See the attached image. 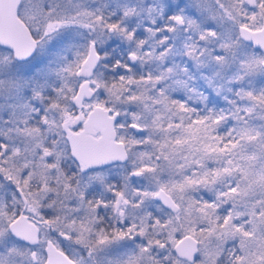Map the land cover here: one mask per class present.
<instances>
[{
  "label": "snow or ice",
  "instance_id": "obj_1",
  "mask_svg": "<svg viewBox=\"0 0 264 264\" xmlns=\"http://www.w3.org/2000/svg\"><path fill=\"white\" fill-rule=\"evenodd\" d=\"M237 2L239 7L233 9L236 12L233 15L223 0H175L180 14L172 18L182 24L183 13L194 9L193 14H188V24L202 27L200 40L211 38L216 43L214 58L217 61L226 60L227 53L243 41H251V45L244 47L254 46L255 54L240 62L248 69L264 73V23L260 22L264 20V0H248V4L257 10L250 17L243 0ZM37 3L38 7H35ZM32 4L34 12L43 14V20L35 29L39 39L33 38L31 51L11 63L10 69L16 70L15 76L0 74V117H19L15 120L17 130L35 140L30 155L26 146L22 148L15 143L9 150V140L4 139L0 128V149L4 150L0 151V176L7 181L0 183V264H221L223 244L229 239L239 240L241 254L231 250L225 264H255L249 259L248 241L257 236L264 239V170L260 180L253 182L249 170L234 164L230 156H235L233 149L239 144L235 139L230 142L231 146L225 143L222 148L218 145L223 137L215 144H205L203 149L189 144L191 155L180 157L185 164L176 163L184 149L169 148L168 145L180 146L188 142L182 139L167 141L159 145L155 159L152 154L141 152L137 166V160L129 161L131 146L149 140L122 136L125 126L119 123L117 104L106 98L98 101L97 106L106 114L114 133L111 137L113 145L121 146L102 159L80 158L81 175L88 176L83 185L80 179L62 171L59 141H49V133L59 125L49 120V113L60 107L61 98L67 99L65 87L70 78L85 77L81 87L95 83L89 78L96 75L95 66L100 61V54L95 47L93 25L81 24L76 19L79 13H70L69 17L54 15L61 7L59 0L55 4L50 0H32ZM240 16L244 23L238 19ZM237 26L240 31L234 33ZM79 28L88 30L84 44L64 35L68 30ZM132 35L129 34V39ZM38 49L43 53L56 50L57 67L52 66L48 55L37 56ZM129 56L131 61H136L134 53ZM134 66V63L123 65L126 70ZM120 67V61L116 60L114 68ZM53 75L61 80V86L49 84V77ZM119 78L125 79L123 75ZM100 87L95 83L97 91ZM68 91L74 89L68 87ZM53 93H56L55 99ZM85 95L91 98V86ZM261 98H264V90ZM71 99L82 104L78 92ZM116 100L121 101V97L117 96ZM32 120L37 123L32 125ZM67 125L65 120V130L70 131ZM127 127L134 134L147 133V127L136 122ZM54 134L61 135L59 132ZM201 152L204 154L199 155ZM213 155L217 162L228 166L211 171L205 169L204 160ZM225 157L229 158L225 161ZM116 161L121 165L125 162L132 165L120 177L119 187L107 183V176L97 171L104 163ZM165 167L169 169L167 179L162 175ZM196 169L205 170L201 173ZM189 170L191 175L187 174ZM237 171L239 177L235 175ZM93 182L102 186L101 196L95 200L87 197ZM142 183L143 187L140 186ZM217 184L223 185V189H217ZM256 186L262 191L259 199L249 207L246 198L254 193ZM199 188L214 195L197 199L192 193ZM103 192H111L112 198L104 199ZM229 203L232 207L221 217L217 210ZM241 207L244 211L237 210ZM102 210L108 214L102 215ZM243 217L247 219L243 220ZM105 220L110 221V229L102 226ZM237 220L242 222L236 223ZM120 226L126 227L122 230ZM126 238L132 241L139 238L142 243L124 248L121 242ZM183 241L189 242L188 247L178 248ZM213 241L217 242L216 251L211 248ZM72 244L79 246V250L72 248ZM112 245L118 246L115 252ZM157 248L165 251L156 252ZM259 264H264V255L259 257Z\"/></svg>",
  "mask_w": 264,
  "mask_h": 264
},
{
  "label": "rangeland",
  "instance_id": "obj_2",
  "mask_svg": "<svg viewBox=\"0 0 264 264\" xmlns=\"http://www.w3.org/2000/svg\"><path fill=\"white\" fill-rule=\"evenodd\" d=\"M51 3L55 4L57 0H50ZM61 7L57 9L54 15L59 14L65 17H69L70 13H79L76 16V19L81 23H88L93 25L95 29V39L96 47L100 52V62L95 71L96 75L90 78V81H94L95 83H99L101 85L100 89L97 91L95 89V83L89 84L93 91V100L91 101L93 104L98 103V101H103L104 98L112 100L117 104V107H121L125 113V117L122 118V124L127 121L131 123L136 122L141 126H146L148 131V126L151 127L154 121V124H160L163 120H166L165 113H167L168 106L165 104L167 99L161 98L159 100L158 97H154L153 99H148L145 97L148 89V80H138L136 82H127L123 85H107L105 86V80H109L113 78L106 75L110 72L105 70V78H104V66L103 62L105 60V68L106 63L109 62L111 52L118 51L119 57L122 56V53H134L137 57V61H141V64L138 65L136 69V73H143V63L148 61L149 57L157 55L154 61L157 63L158 67L161 68L164 63L168 62L175 56L172 50L173 42L176 40L185 41V46L188 51V62H192L193 64V72L198 74V76L203 75L204 81L209 87V90L216 97V103L213 102L214 105H211L208 109V113H206V102L204 106V115L207 114L210 117V114L217 112L220 114L222 111V104H226L228 109H235V113L233 114L235 117L236 113H241L243 111L242 103L246 101L242 94L239 93L238 86L239 83L232 76L234 75L235 69H237V65H240L244 68V73L249 74L252 77H262L264 73H261L256 70H251L244 65L241 64V60L247 59L249 56L254 55L249 52L246 47L241 44L239 47H234L233 50L227 53V59L223 61H217L214 58V50L216 49V43L212 41L211 38L206 40H200L199 36L203 31L202 27L198 28L195 25L188 24V14H193L195 12L194 9H188L187 12L183 13L184 26L182 29H177L173 25L170 28L166 27V19L171 21L174 15L180 14L177 12L175 0H69V2H65V0H59ZM38 7V3L35 5ZM34 5L32 4V0H28L25 4V9L23 10L22 16L28 25L31 28V31L36 35V39H39V36L36 32V28L39 23L43 20V14L39 12L33 11ZM228 9V8H227ZM105 14V23L103 22V16ZM117 15L121 16L122 24L116 26L115 28H111V23H108L112 17H116ZM36 17V18H34ZM97 17H101V19H96ZM159 29H162L159 40L156 41ZM107 30H111V33H108ZM236 33V30H233ZM129 34H133L131 39H129ZM70 39H73L80 44H84L86 42V37L88 36V30L84 28H79L77 30H68L64 33ZM141 41L143 43L141 44ZM104 46H105V56H104ZM151 51L149 55L146 54V50ZM37 56L40 55H48V57L52 61V66L55 68L59 63V58L56 53V50H50L48 53H43L39 49L36 53ZM242 57L239 59V57ZM191 56V57H190ZM200 62V65H199ZM11 63H14L13 59L9 52L0 49V74L8 75L9 73L12 76L16 75L15 69H10ZM202 64V67H201ZM200 70V71H199ZM202 73V74H200ZM229 76L227 80H223V77ZM79 80L75 77L70 78L68 87L72 89H76L79 84ZM49 84L52 86H61V80L55 75L49 77ZM68 87H65V92L67 93V98L73 94L68 91ZM127 87L132 88V94L134 97L123 96V93L126 91ZM235 87L237 89H235ZM109 89L111 91H109ZM235 89V90H234ZM239 93L237 97L235 94ZM120 96L121 101H117L116 97ZM64 99V98H63ZM165 100V101H164ZM231 101V102H230ZM208 102V101H207ZM235 104V105H234ZM234 105V106H233ZM111 107V105H109ZM257 113L262 114V116L257 119H260L264 124V103L257 105ZM11 117V116H9ZM19 117H14V120L9 124L7 120L9 119L0 117V121H4L0 123V128L3 129L2 135L4 139L12 138L15 144H17V140L19 138L29 137L24 132L18 131L15 120ZM135 118V119H134ZM245 118L247 116L245 115ZM55 121V120H54ZM205 121V120H204ZM208 121V122H207ZM204 123H207V127L203 125V129L201 131L195 128L196 132H199L198 135L204 136L206 144H215L213 133L218 132V126H222L220 123H213V121H209L207 119ZM170 126V125H169ZM169 128H172L169 127ZM174 129V128H173ZM189 131L187 134H191ZM251 129L247 124L243 122L237 123V131L234 136H231L230 139H225L224 142L219 143V147H223L225 143H229L235 139L239 142L238 146L233 149L235 156H230L233 159L234 164L241 165L246 170L250 171V179L255 182L260 180L261 171L264 170V161L255 162L253 159L249 158L247 155L248 145L254 140L250 138ZM121 135L127 138H132L131 134L128 131H121ZM231 146V144H230ZM203 149V148H201ZM262 153L264 152V145L260 146V150ZM31 154V153H30ZM29 154V155H30ZM201 152L199 155H203ZM199 158V157H197ZM229 157H225V161ZM205 169L211 171L220 169L222 167L228 166L226 163L222 164L217 162L215 156H211L204 160ZM131 163L127 164L126 167L115 168L112 170H105V175L107 178H111L116 176L117 171L119 170L124 173L125 170L131 168ZM205 169H196L197 172H203ZM188 175H191L192 172L189 170L187 172ZM237 177L240 176V172H235ZM179 178V177H178ZM229 179L226 177V180ZM217 189L222 190L223 185L217 184L215 185ZM262 189L258 186L255 187L254 193H250L249 197L246 198L248 206L251 207V203L255 200L259 199V193ZM197 199H208L212 196L211 192L206 191L204 188H199L196 192L192 193ZM231 203L222 206L217 210V213L222 217L224 214H227V210L231 208ZM238 211H244V208H238ZM243 220H246L247 217H243ZM242 220H237L236 223H241ZM179 238V234L177 235V239ZM232 239H229L230 241ZM238 240V239H237ZM68 242H65L67 244ZM248 252L250 253L249 259L254 261L255 264H259V257L264 255V239H261L259 236L248 241ZM72 248H76L79 250V246H75L72 244ZM71 254V253H70Z\"/></svg>",
  "mask_w": 264,
  "mask_h": 264
},
{
  "label": "trees",
  "instance_id": "obj_3",
  "mask_svg": "<svg viewBox=\"0 0 264 264\" xmlns=\"http://www.w3.org/2000/svg\"><path fill=\"white\" fill-rule=\"evenodd\" d=\"M168 25L171 26L170 23ZM246 49L255 54L250 47H246ZM172 50L175 56L170 60L168 59V62L164 63L161 68L158 67L157 63L154 61L157 57V55H155L149 57L148 61L143 63L144 69L142 74L136 73L138 65L141 64V61L139 60H136L135 66L130 70H126L123 67L125 63L121 61V69L119 71H111L109 75L105 74L106 78L107 76L113 77L109 80L105 79V86L123 85L127 82H136L138 80L146 79L148 80L149 91H147L145 97H148V99H153L154 97H158L159 100L161 98L167 99V101L164 100L165 104L168 106L167 113H165L166 120H163L160 124H157V122L154 124V121H151L153 124L151 127L148 126L146 134H140L137 137L132 136V138L134 137L138 141L149 140V142L141 143L138 146H131L129 161L137 160V162H139L138 157L141 152L152 154V158L155 159V156L159 153L160 144H164L167 141L174 142L176 139H182L186 140L188 143L180 146L172 143L169 144L168 147L171 148L175 146L183 148L184 150L176 158V163L185 164V160L180 157L191 155L188 151L189 144L198 148H203L206 144L205 139L203 138L204 136L200 134L198 135L201 128L203 129L202 126L207 124L204 123L207 121L206 118H209L207 114L204 115L203 105L206 102L205 110L206 113H208L209 107L214 105L213 102L216 103L217 99H215L216 97L209 90V87H207L203 75L198 76V74L193 72V63L188 62L187 60L189 56L185 41L176 40L173 42ZM150 53L151 51L147 49L145 55H149ZM241 57L242 55L239 59ZM243 71L244 68L237 65V69H235L232 77L239 83V93L246 98V101L242 103L244 112L236 113V116L233 117L235 109H228L226 104H222L221 113L217 114V112H214L212 115L210 114L211 119L209 121H213V123L219 125L220 123L222 124V126H218V132L213 133L214 141L223 137L224 139L222 142H224L225 139H230L231 136H234L239 121L247 124L251 129L250 138L254 140V143L252 142L248 145L247 155L255 162H262L264 161V152L262 153L259 150L260 146L264 145V124L260 119H257L262 116V114L260 115V113H257V105L264 103V98H261L262 90H264V76L252 77ZM121 75L125 78L123 81L119 78ZM227 78H229V76L223 77V80H227ZM235 89L237 88L235 87ZM239 93L235 94L236 96L234 97L240 95ZM249 93H252V95L250 96ZM123 96L134 97V94H132V88L127 87ZM245 115L247 118H245ZM128 122L129 121H126L124 126H126ZM169 125H171L172 128H169ZM195 128H197L199 132H196ZM124 129L127 131L126 127ZM189 131L192 133L187 134ZM161 162L162 161H157V163ZM162 175L164 179L168 178L169 169L167 167H165ZM213 195L214 193H212V196Z\"/></svg>",
  "mask_w": 264,
  "mask_h": 264
},
{
  "label": "flooded vegetation",
  "instance_id": "obj_4",
  "mask_svg": "<svg viewBox=\"0 0 264 264\" xmlns=\"http://www.w3.org/2000/svg\"><path fill=\"white\" fill-rule=\"evenodd\" d=\"M27 1L28 0H20L19 5H18L17 10H16V16L23 23V25L27 28L29 33H31L32 38L36 39V35L31 31L30 26L28 25V23L25 21V19L22 16V13H23V10L25 9V4H26ZM223 3L225 4V7L228 8L229 11L233 12V15H236V12L233 11V9L236 8V7H239V4H238L237 0H223ZM243 3H244L245 8L247 9V15L249 17L252 15L253 11H257L256 9H253V7L251 5L248 4V0H243ZM238 19L241 21V23L245 22L243 16L238 17ZM121 21H122L121 16L117 15L116 17H112V19L108 23H111V25H116V26L119 25L120 26L122 24ZM262 21L263 20H261L260 22L262 23ZM103 22L105 23V14L103 16ZM169 23L171 24V26L173 25L177 29H182L183 26H184V23H182V27L181 28L177 27L174 24V22H173V18L171 19V21H169V19H166L165 24H166L167 28L171 27V26L168 25ZM238 28H239L238 26L235 28L236 33H238ZM159 30L160 31L158 32V36H157L156 41L159 40L158 38H160V35H161L159 33H161L162 29H159ZM107 32L111 33V30H107ZM95 47H96V44H95ZM96 49H97V47H96ZM103 51H104V56H105V46H104ZM129 53L130 52H127V53L124 52V53H122V56L119 57L118 56L119 55L118 51H115V52L113 51V53L111 52L110 56H112V55H114V56L110 57L109 62L106 63V68H105V60L103 62L104 78H105V70L108 71V72L119 71L121 68H119V69H115L114 68L115 61L116 60H119L120 62L123 61L126 64V57H127V55H129ZM99 54H100V52H99ZM98 65H99V63L96 65L95 71H96ZM78 80L80 81L79 84L83 81L82 79H79V78H78ZM78 85H77V87H78ZM53 87H57V86H53ZM77 87H76V89H77ZM88 87H90L89 84H88ZM76 89L73 91V94H75ZM53 98L54 99L56 98V93H53ZM93 98L94 97H93V91H92L91 98H89L87 100H83L82 104L78 108H75V107H73L71 105V97H70V99L61 98L59 100L60 107L49 113V120L50 121L55 120L56 123L59 125V127L55 128L53 130V132L49 133V141L50 142L53 141V140H58L59 141V151L62 154L61 155V168H62V171L65 174H67V176L76 177L77 179H80L82 185L88 179V176L87 175H84V176L81 175V172H80L81 164L76 163L69 156L68 145H67V142H66V139H65V132L63 131V129L65 128L64 121L65 120L68 121L67 128L70 129V131L68 130L69 132L74 133V134L84 133V134L90 135L91 137L96 138L98 136L97 132H95L93 130L85 131L83 129V123H84V121L86 119V116H87L88 112L92 108L98 107L97 103L93 104L91 102L93 100ZM104 100H105V98H104ZM118 110L120 112L119 123L121 125H125L126 122H124V124H122L123 123L122 122V118L125 117V113L123 112L124 110L121 107H119ZM8 118L9 119L7 121H13L14 120V117H12V116L8 117ZM127 121H129V118H127ZM36 123H37L36 120H32L31 121L32 125H35ZM130 123L131 122L129 121L126 124L125 127H126L127 131L131 134V132L129 131V129L127 127V125H129ZM123 130L125 131V129H123ZM56 132L61 133V135H55L54 133H56ZM131 136H133V135L131 134ZM8 139L9 138H7L6 140H8ZM22 141H23V143H22ZM13 143H14V141H12V138H10V140H9V150L12 149ZM17 144L21 145L22 148H24L26 146L28 148V151H29V154H30L31 150L35 147V140H33L32 137H27V139H26V137L19 138L17 140ZM0 151H4V150L0 149ZM127 164H130V162H125V164H123V165L114 164V165H111V166H108V167L98 168L97 171L100 172L101 174L105 175V170H112V169L120 168V167L124 168V167H126ZM137 166H139V162H137ZM121 176H122V172H120L118 170L116 176L108 178L107 183H115L117 185V187H119V181H120V177ZM0 183H7V181H5L2 176H0ZM140 186L143 187L144 184L142 183ZM4 191L6 193L7 190H4ZM101 192H102V186L99 185L98 182H93V187L91 188V190H89L87 192V197L89 199L95 200L97 197L101 196ZM103 198L104 199H111L112 198L111 192H103ZM101 214L102 215H107L108 212L106 210H102ZM102 226L105 227L106 229H110V221L105 220V222H104V224ZM120 227L123 230L126 226H120ZM161 239H163V237H161ZM144 242L146 243V241H144ZM140 243H142V241L139 238L135 239L134 241L128 240L126 238L124 241L121 242V244L124 246V248H131V247H134L136 244H140ZM238 243H239V241H228L227 240V242L223 244L224 252H223V259H222L221 264H225L226 260L228 259V253L231 250L235 249V252H236L237 255L241 254L240 253V249L238 247ZM117 247H118L117 245H112L111 246L113 252H115ZM169 247H171V245H169ZM211 248H212L213 251H216L217 250V242L213 241V243L211 245ZM155 251L156 252H164L165 250L157 248V249H155ZM172 251H173V249H172Z\"/></svg>",
  "mask_w": 264,
  "mask_h": 264
},
{
  "label": "water",
  "instance_id": "obj_5",
  "mask_svg": "<svg viewBox=\"0 0 264 264\" xmlns=\"http://www.w3.org/2000/svg\"><path fill=\"white\" fill-rule=\"evenodd\" d=\"M19 2L20 0H0V48L9 52L14 62L18 58L26 55L33 48L32 36L16 16V10ZM173 22L177 27H182V24H177L174 19ZM262 23H264V20ZM239 31L240 28H238V32ZM242 43L245 45L252 44L251 41H243ZM250 48L253 50L254 46H250ZM133 63L135 65L136 61H131L130 56L127 55L126 64L131 65ZM79 79L84 80L85 77L81 76ZM81 83L78 85L75 94L78 92L81 96V100L83 101L89 99V96L85 95V93L88 92L89 87L88 84L81 87ZM71 105L78 108L81 104L78 105L71 99ZM83 129L85 131L93 130L98 133V136L94 138L84 133L74 134L65 130V128L63 129L68 145L69 156L76 163L81 164V157L89 161L102 159L105 155L113 151L115 147L121 146L119 144L113 145L111 137L114 133L107 123L106 114L100 107H94L88 112L83 123ZM128 129L134 137L140 135L134 134L132 129ZM114 164L121 163L119 161L114 163H104L99 168L108 167ZM188 245V241H183L178 244L177 247L186 249ZM175 252L176 249L173 248V253Z\"/></svg>",
  "mask_w": 264,
  "mask_h": 264
}]
</instances>
